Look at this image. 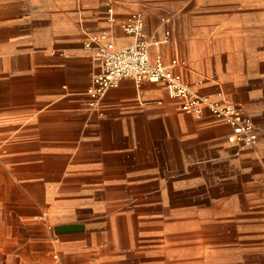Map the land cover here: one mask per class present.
Returning <instances> with one entry per match:
<instances>
[{"label": "crops", "instance_id": "0c3cea01", "mask_svg": "<svg viewBox=\"0 0 264 264\" xmlns=\"http://www.w3.org/2000/svg\"><path fill=\"white\" fill-rule=\"evenodd\" d=\"M139 6L0 0V264H264V0H210L171 23ZM136 12L150 38L170 32L152 54L243 109L254 146L157 83L124 78L89 105L84 42L131 44Z\"/></svg>", "mask_w": 264, "mask_h": 264}, {"label": "built area", "instance_id": "2783aa9c", "mask_svg": "<svg viewBox=\"0 0 264 264\" xmlns=\"http://www.w3.org/2000/svg\"><path fill=\"white\" fill-rule=\"evenodd\" d=\"M124 30L134 38L133 42L126 46L117 47L106 32L96 33L84 42V47L97 63V71L86 91L90 106L98 104L108 90L118 87L124 78L132 79L136 83L148 81L164 86L169 96L177 100L181 111L200 115L207 109L221 123L230 126L231 132L226 137L227 142L247 146L257 143L258 131L239 105L212 102L194 92L178 72L179 66L182 67L178 55L170 56L166 63L159 51L151 53L152 47H159L168 42L169 30L165 31L161 40L150 38L144 28L143 16L139 12L126 19Z\"/></svg>", "mask_w": 264, "mask_h": 264}, {"label": "rangeland", "instance_id": "374dc122", "mask_svg": "<svg viewBox=\"0 0 264 264\" xmlns=\"http://www.w3.org/2000/svg\"><path fill=\"white\" fill-rule=\"evenodd\" d=\"M208 2H210V0H139V7L158 11L165 19H169L171 23L176 22L180 16L188 13L186 7H203L205 4H208ZM180 11L182 14H180Z\"/></svg>", "mask_w": 264, "mask_h": 264}]
</instances>
